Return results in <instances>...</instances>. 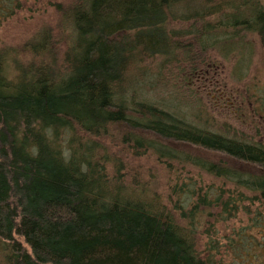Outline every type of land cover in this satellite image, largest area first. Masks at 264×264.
Returning a JSON list of instances; mask_svg holds the SVG:
<instances>
[{
  "label": "trees",
  "instance_id": "16d2710c",
  "mask_svg": "<svg viewBox=\"0 0 264 264\" xmlns=\"http://www.w3.org/2000/svg\"><path fill=\"white\" fill-rule=\"evenodd\" d=\"M55 5L56 23L26 52L0 51V264H264L254 241L264 235V145L194 124L187 97L157 103L140 92L174 69L190 87L210 51L238 56L241 73L264 47L260 0ZM112 146L219 185L176 177L164 197L124 181ZM239 214L246 223L220 238L215 225Z\"/></svg>",
  "mask_w": 264,
  "mask_h": 264
},
{
  "label": "rangeland",
  "instance_id": "374dc122",
  "mask_svg": "<svg viewBox=\"0 0 264 264\" xmlns=\"http://www.w3.org/2000/svg\"><path fill=\"white\" fill-rule=\"evenodd\" d=\"M3 1L0 0V3ZM69 1L71 0H13L12 3V0H5V4L0 7V51L14 55L15 51L19 54L26 52L24 49L28 48L33 35H37L44 28L53 27L56 23L57 10L54 4L63 7ZM260 2L264 5V0ZM8 6L9 10L11 7L12 14L5 13ZM53 41L59 42L57 39ZM58 47H62V44ZM237 58L238 56L232 54L227 60H223L210 51L201 59L199 78L194 79L190 87L182 84L180 78H177V70L174 69V78H168L169 73L166 72L163 79L153 78L148 81L149 86H144L140 92L144 89L143 94L145 92L147 98L157 103L169 99L171 94L184 96V99L187 97L191 101L192 112L195 109L199 112L188 115L194 124L228 136H243L249 142L264 145V47L255 45L253 56L248 63L243 62L245 67L243 66L244 69L239 74L234 71ZM179 148L214 163L224 162L231 168L251 172L259 170L256 166L239 163L219 153L184 145ZM111 151L124 170V181L131 183L136 179L164 197L167 194L168 180H176V177L179 180L191 177L206 184L219 185L216 180L205 174H198L194 169L190 172L187 168L181 171L179 167L171 164V169L168 170L148 153L134 157L125 153L121 147L115 146H112ZM241 221L246 223V217L239 214L236 220L216 224L220 238L227 235L231 228L241 226ZM253 233L257 234L255 231ZM18 241L21 242L20 239ZM254 241L264 244V235H255ZM196 243L198 249L202 250L205 239L199 236ZM229 259L230 256L227 261Z\"/></svg>",
  "mask_w": 264,
  "mask_h": 264
}]
</instances>
